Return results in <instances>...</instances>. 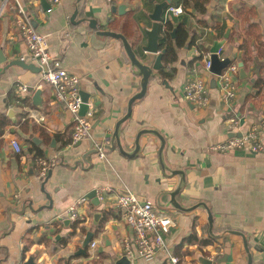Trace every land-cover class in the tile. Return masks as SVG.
<instances>
[{
  "label": "crops",
  "instance_id": "1",
  "mask_svg": "<svg viewBox=\"0 0 264 264\" xmlns=\"http://www.w3.org/2000/svg\"><path fill=\"white\" fill-rule=\"evenodd\" d=\"M162 1L61 0L48 9L42 0H0V51L6 57L0 64V264H24L31 256L36 264H114L125 252V240H133L135 234L116 208L118 194L125 192L160 203L161 210L175 220L165 236L167 249H159L151 261L131 259L132 264H171L169 253L179 258V264H202V257L212 264H248L246 243L253 264H264V151L210 148L232 136V120L239 122L241 132H247L264 118V0H210L205 15L190 7L171 19L174 27L183 23L189 37L178 49L171 75L166 78L163 71L155 72L146 95L134 103L131 117L121 128L128 152L135 150L140 131L158 132L165 140L166 171L160 162L162 141L155 134L141 137L134 157L122 154L117 145L109 148L104 160L93 152L95 142L110 140L117 121L127 113L129 100L141 89V77L120 39L97 34L88 22L72 23L71 17L78 9L75 22L95 19L100 30L122 33L142 57L141 47L147 43L144 30L152 28L150 14ZM121 4L128 7L123 14L112 10ZM168 6H182V0H171ZM19 7L31 25L46 35L51 54L79 76L80 91L91 94L89 108L95 110V117L86 140L73 143V115L55 102L49 86L39 85L40 72L7 67L23 56V61L34 64L17 29ZM251 23L257 27L246 35L244 30ZM217 41L223 42V58L238 64L247 58V77L242 79L239 69L238 93L231 102L221 98L218 82L212 83L217 79L205 69L200 54ZM193 67L209 84L211 101L204 108L185 98ZM19 83L29 86V94L20 103ZM37 90L40 105L35 103ZM28 107L41 114L44 122L28 119ZM13 138L24 147L22 154L12 149ZM36 155L55 162L46 184L47 176H37ZM177 189L175 200L182 209L171 203ZM93 190L97 198L99 193L104 196L99 205L88 197ZM83 199L81 219L70 221L66 209ZM90 230L94 237L86 254H79ZM191 234L198 241L186 243ZM94 241L97 246L90 250Z\"/></svg>",
  "mask_w": 264,
  "mask_h": 264
},
{
  "label": "built area",
  "instance_id": "2",
  "mask_svg": "<svg viewBox=\"0 0 264 264\" xmlns=\"http://www.w3.org/2000/svg\"><path fill=\"white\" fill-rule=\"evenodd\" d=\"M61 0H47L50 5H57ZM112 0H109L111 2ZM184 13L182 6H168L163 14L161 22L162 32H166V26L175 16ZM16 25L18 32L27 46V52L34 64L40 67L41 80L39 85L49 86L54 94L55 102L62 104L73 115L72 141L77 143L86 140L92 129V123L95 117V110L90 109L84 114L81 113L83 99L80 91V78L76 74L65 69L60 60L55 58L49 51L46 35L40 33L31 25L26 11L19 7L16 12ZM224 46L222 45L216 52L221 59ZM205 58L204 67L210 72L212 66L210 50L200 52ZM25 60V57H21ZM239 65L237 61L231 63L225 68L220 76H215L219 85L221 98L226 102L235 100L238 93V86L235 82V76L238 75ZM192 77L185 85V98L188 102L197 108L207 107L211 101L209 93V84L200 75L197 67L191 70ZM17 102H23L29 94V86L24 83L16 84ZM27 118H32L38 123L44 122V117L36 110L27 108ZM239 122L232 120L229 124V130L233 133L227 140L212 144L211 150L220 152H230L233 150H245L249 153H259L264 151V118L256 124L251 130L241 132ZM103 142H95L98 147L97 156L100 159L107 158V152L102 147ZM12 149L16 154H22L24 147L17 138L11 140ZM34 167L37 176L43 179L47 176L52 167L51 160L44 156H35L33 158ZM54 162V161H53ZM104 199L103 194L99 193L98 200ZM84 201L79 200L70 205L65 211V217L72 222L81 219L79 204ZM116 208L121 219L124 220L134 231L133 240H125L124 249L130 259L136 257L144 258L146 261L154 259L159 249H167L165 236L175 225L174 218L161 210L155 202L141 200L136 194L131 192L119 193L116 199ZM97 242L90 245V250L95 249ZM168 261L171 264H179V258L173 254H168Z\"/></svg>",
  "mask_w": 264,
  "mask_h": 264
},
{
  "label": "water",
  "instance_id": "3",
  "mask_svg": "<svg viewBox=\"0 0 264 264\" xmlns=\"http://www.w3.org/2000/svg\"><path fill=\"white\" fill-rule=\"evenodd\" d=\"M42 4L44 5L45 8H50V4L49 6L47 5V0H42ZM171 4V0H164L162 2H158L155 4V8L154 11L150 14V18L153 20V25L152 28L149 30H144V35L147 37V43L145 45H143L141 47L142 52H144V55L141 57L139 56L135 49L134 46L129 42V40L126 38L125 35H123L122 33H117V32H113V31H109V30H100L98 28V22L95 19H83L80 20L78 22H75V19L77 17L78 14V9L75 10L74 14L71 17V22L72 23H82V22H88V26L94 30H96L97 34L101 35V36H110V37H114L117 39H120L123 42L125 51L131 61V66L133 68L136 69V74H138V76L141 77V89L140 91L135 94L134 96H132V98L129 100L128 102V107H127V113L120 119L117 121L116 126H115V130L112 134V136L110 137V140L108 142H103L102 147L104 148V150L106 152H108L109 148H113L114 146L117 145L118 149L121 151L122 154H124L127 157H134L137 156V154L140 151V139L142 136H144L145 134H155L157 136L160 137L161 141H162V147L160 149V162L162 164L163 170L166 171L167 166L164 163L163 160V148L165 145V140L164 138L155 130H150V129H144L142 131H140L137 135L136 138V148L133 152H128L125 150L123 143H122V139H121V128L122 125L131 117L132 114V109H133V105L136 101L144 98V96L146 95L147 91H148V86L150 83V80L154 77L157 76V74L155 72H158L162 70L163 68V64H162V57L163 54L165 52L164 49H162V44L161 41L163 39V34L164 32L161 33V22L163 21V14L165 9L167 8L168 5ZM128 7L124 4L118 5V6H113L112 10L114 12H119V14H123L124 10L127 9ZM176 34V27L174 28V30L171 32V35L174 37ZM223 45L222 41H217L215 42V44L213 45V47L211 48V61H212V66L210 68V72L215 75V76H220L223 72V70L225 68H227V66L231 63V59L230 58H224L221 59L218 54L216 53L218 51V49ZM151 55H155V59L151 58ZM6 62V57L3 55V53L0 51V64ZM20 66L24 69H29L33 72H40L41 69L40 67L36 66V64H30V63H26L23 60H12L8 63L7 67L9 66ZM239 68H240V77L242 79L247 77V74L245 72L244 69V64L243 62H240L239 64ZM213 85L217 84V81L214 79L212 81ZM40 90H37V92L35 93V99H38L35 103L37 105H40ZM81 96L83 99V105H82V109H81V113L82 115H84L88 110H89V101L91 99V94L88 92H84L81 91ZM39 101V102H38ZM93 152L97 154L98 152V147L93 148ZM55 166V162L52 164V167L49 169L48 175L45 178V180L43 181V184H46V182L48 181V179L50 178L51 174H52V168ZM172 173L174 174H182V172L180 171H173ZM180 191V189H177L175 192H173L171 194V203L177 207V208H181L180 204H178L175 200V196L176 194ZM97 192L95 190H93L88 197L93 199V202L96 205H99L100 201L97 198ZM47 197L50 198L47 194ZM141 200H144V198H140ZM159 207H162V205L160 203H158ZM29 207L32 208V204H29ZM24 210L22 212H19V214H23ZM213 218H212V213H209V222L212 223ZM94 237V231L90 230L83 241V246L80 248L79 250V254H86V248L87 246L90 244V242L92 241ZM246 240V239H245ZM247 242V240H246ZM246 249L249 253V262L248 264H253V256L252 254H250L249 251V247L246 243ZM125 251V250H124ZM200 262H202V264H212V262H210L207 258H200L199 259ZM24 264H36L35 263V259L33 256L29 257L28 260H26L24 262ZM114 264H132L131 259L127 256L126 251L124 252L123 256L121 258H118L117 260H115Z\"/></svg>",
  "mask_w": 264,
  "mask_h": 264
},
{
  "label": "trees",
  "instance_id": "4",
  "mask_svg": "<svg viewBox=\"0 0 264 264\" xmlns=\"http://www.w3.org/2000/svg\"><path fill=\"white\" fill-rule=\"evenodd\" d=\"M210 0H182V7L184 11L186 12L188 8H193V10L197 14L205 15L207 12V4ZM250 11V9H248ZM204 22V21H203ZM205 23V22H204ZM257 25L256 24H249L247 28H245L244 32L246 35L253 34ZM174 22L169 21L166 26V32L163 34V39L161 41L162 49L165 50L163 54V63L164 66L161 71H163L164 76L166 78L170 76L171 70V64L177 61L178 59V49L185 45L188 37H189V31L185 27L183 23H180L176 27V34L173 37L171 35V32L174 30ZM258 37H262L261 35H257ZM248 48L244 49V55L247 53ZM234 62L236 60H233ZM243 64H247V58L242 57ZM262 82H258L257 85L259 86ZM263 84V83H262ZM36 156H42V155H36ZM193 240L198 241L196 235L191 234L190 237L186 238V243H192ZM184 242V244H186ZM201 243V242H200ZM205 243V242H204ZM180 246L179 248H181Z\"/></svg>",
  "mask_w": 264,
  "mask_h": 264
},
{
  "label": "flooded vegetation",
  "instance_id": "5",
  "mask_svg": "<svg viewBox=\"0 0 264 264\" xmlns=\"http://www.w3.org/2000/svg\"><path fill=\"white\" fill-rule=\"evenodd\" d=\"M169 71H171V70H169Z\"/></svg>",
  "mask_w": 264,
  "mask_h": 264
}]
</instances>
